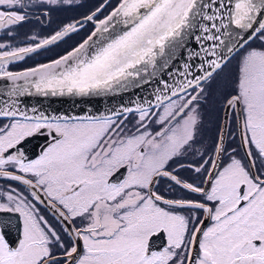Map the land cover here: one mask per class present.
<instances>
[{
	"label": "snow or ice",
	"instance_id": "obj_1",
	"mask_svg": "<svg viewBox=\"0 0 264 264\" xmlns=\"http://www.w3.org/2000/svg\"><path fill=\"white\" fill-rule=\"evenodd\" d=\"M73 2L0 0V179L9 182L0 213L20 221L12 240L11 218H0V264H264V0H117L97 19L103 0L82 20L15 42L33 15ZM89 22L63 55L11 70ZM178 49L188 59L134 107L68 116L22 105L33 90L87 96L151 83ZM234 59L205 144L210 87ZM37 135L47 143L33 157L25 145ZM189 155L198 159L183 163ZM165 178L168 195L156 190Z\"/></svg>",
	"mask_w": 264,
	"mask_h": 264
},
{
	"label": "flooded vegetation",
	"instance_id": "obj_2",
	"mask_svg": "<svg viewBox=\"0 0 264 264\" xmlns=\"http://www.w3.org/2000/svg\"><path fill=\"white\" fill-rule=\"evenodd\" d=\"M80 0H76L72 5H67V8L65 11L58 10L57 6H51L48 10L49 15L48 18L45 19L43 17H40L39 20L37 19V15H33L32 18L25 22L22 26L15 29L19 33V35L16 38L17 43L22 41L24 39L25 34H31L32 31H35L36 24H40V28H44V31H39L43 35L52 34L54 30H59L60 27H62L64 24L73 22L78 19H82L83 17L90 14L92 11H94L98 6L96 7H86ZM117 3V0H110L109 6L106 7L101 13L98 14L97 19H103L105 15H107L112 7L115 6ZM39 10H37L38 14ZM67 16H70L71 19L66 21V23H59L58 17L62 14H66ZM74 18V19H73ZM30 30L25 29L26 26H30ZM44 26V27H43ZM94 26L93 23L89 22L84 26L83 29L78 30L76 33L70 34L68 37L64 38L62 41L57 42L54 45L48 46L46 49H42L38 51L37 53L30 54L28 57L25 58L23 61L16 62L14 65L11 66V70H22L27 67H33L36 64L39 63H46L50 61L51 59H56L59 55H63L66 51L70 50L72 47L76 46L79 42H81L86 36L93 30ZM30 31V32H29ZM52 31V32H50ZM49 32V33H48ZM37 33V32H36ZM48 36V35H47ZM3 35V33H0V39H6ZM235 64L236 60L234 59L229 66L224 70L223 73H221L219 76H217L216 80L213 82V84L210 87L211 95L208 99L207 105L204 107L205 111V121H204V141L205 144L209 143L215 130H216V123L219 116V106L221 102V97L224 94V91H226V81L230 82L231 76L235 73ZM131 120V117H129ZM129 127H131V124H129ZM47 141L45 140V137L43 135H37L32 138H29L26 142V149L29 155L35 156L37 155L41 149L45 146ZM234 146V145H233ZM196 147H201L199 144L196 145ZM198 159V157H193L189 155L187 160L182 161L183 163H192L194 160ZM185 179H189L192 176H194L193 173L190 171H185L182 173ZM9 182L3 179H0V187H5ZM13 186H17L16 182H11ZM168 183L169 181L165 178L160 181L159 185L157 186V191L161 192L162 194L168 195ZM175 198H191V199H199V197L196 194L189 195L186 192L177 191L175 193ZM41 208L42 214L46 216L50 220V222L55 223L54 220H52V217L50 215V210L46 208V206L38 205ZM0 218H2L5 223L11 218V224H8L7 231L10 235V238L12 240H15L18 235V224L20 221L14 214H6V213H0ZM209 223V222H207ZM4 225L0 224V228H3ZM161 242V243H160ZM164 238L157 239L158 245L163 244Z\"/></svg>",
	"mask_w": 264,
	"mask_h": 264
},
{
	"label": "water",
	"instance_id": "obj_3",
	"mask_svg": "<svg viewBox=\"0 0 264 264\" xmlns=\"http://www.w3.org/2000/svg\"><path fill=\"white\" fill-rule=\"evenodd\" d=\"M188 47L195 48L196 42L191 41ZM187 59V53L178 49L175 52L174 59L168 61L170 68H158L156 75L150 78L151 83L141 81L138 84H130L126 88L115 92H107L100 95L92 94L87 96L67 94L63 96H43L33 90L32 95H26L20 99L23 106H27L29 109L35 107L40 111H44L46 114L68 116L111 115L113 112L119 111L123 107H134L135 104L142 101L143 98L150 99L154 95L155 89L158 86L157 79L162 77L163 79L171 81V76L168 75V72L181 68V65ZM161 63H163V61H161ZM2 88L3 82H0V89ZM207 222L208 221H206V223ZM160 238L163 239V237Z\"/></svg>",
	"mask_w": 264,
	"mask_h": 264
},
{
	"label": "rangeland",
	"instance_id": "obj_4",
	"mask_svg": "<svg viewBox=\"0 0 264 264\" xmlns=\"http://www.w3.org/2000/svg\"><path fill=\"white\" fill-rule=\"evenodd\" d=\"M80 1H82V3H80V4H83V5H85L86 7L88 6V7H91V8H93V7H96V6H98L99 4H101V3H103V0H80ZM74 2H76V0H74ZM73 2V3H74ZM57 8H59L58 10H63V11H65V9L67 8V6H66V4H62V5H60V6H57ZM71 19V17L70 16H67V13L66 14H62L61 16H59L58 17V22L59 23H66V21H68L69 22V20ZM74 19V18H73ZM36 24V27L37 28H35V31L37 32V33H39L42 37L43 36H47V35H49V34H47L46 33V35H43L41 32H39V31H44V28H40V24L37 22V23H35ZM44 27V26H43ZM25 29H27V30H30V29H32L31 28V25L30 26H26V28ZM55 31V30H54ZM30 32V31H29ZM34 31H32L31 33H33ZM50 32H52V31H50ZM49 33V32H48ZM30 35V34H29ZM17 43V42H16Z\"/></svg>",
	"mask_w": 264,
	"mask_h": 264
}]
</instances>
